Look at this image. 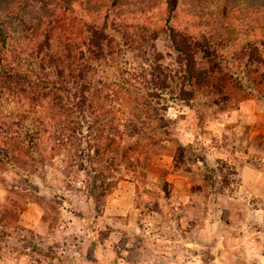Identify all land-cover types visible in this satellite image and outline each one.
I'll use <instances>...</instances> for the list:
<instances>
[{
    "label": "rangeland",
    "instance_id": "374dc122",
    "mask_svg": "<svg viewBox=\"0 0 264 264\" xmlns=\"http://www.w3.org/2000/svg\"><path fill=\"white\" fill-rule=\"evenodd\" d=\"M37 2L0 11V264H264V0Z\"/></svg>",
    "mask_w": 264,
    "mask_h": 264
},
{
    "label": "trees",
    "instance_id": "16d2710c",
    "mask_svg": "<svg viewBox=\"0 0 264 264\" xmlns=\"http://www.w3.org/2000/svg\"><path fill=\"white\" fill-rule=\"evenodd\" d=\"M39 1L40 5L39 8L41 11H44L46 7L49 6L51 3V0H0V11H9L12 8H26L30 4L38 3ZM65 5H70L71 0H62ZM33 2V3H28ZM168 10L170 12H174L177 9L179 0H165ZM17 6V7H16ZM8 13V12H7ZM42 16L41 18H43ZM90 33L89 37V45H90V53L94 55V57H101L104 53L103 45L105 41V34L102 30L98 28H91L88 29ZM10 39L11 34L8 30V26L6 24V20H3L0 17V78L3 77L6 80L12 79V78H22L23 71L20 67H13L11 65V60L9 58V51L11 49L10 47ZM184 44H181L177 42L176 40V49L179 52L181 61L185 63V71L187 74L186 83L188 85H192L194 82V79L197 77H203V72L201 70H198L196 67V58H195V51L193 50L194 45H192L191 40L188 37L183 38ZM45 45V44H44ZM46 46L49 48L50 43L48 40L46 41ZM43 45H41V48ZM39 53L43 51V49H38ZM42 68V67H41ZM45 70V68H43ZM46 75H49L50 72H45ZM39 75V74H37ZM46 79V80H45ZM45 79L42 78V82L48 84L50 77H45ZM48 81V82H47ZM185 83V84H186ZM186 86V85H185ZM180 92L182 96H184L182 99L188 98L190 96V92L185 89L184 84L182 85Z\"/></svg>",
    "mask_w": 264,
    "mask_h": 264
}]
</instances>
